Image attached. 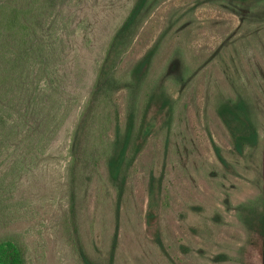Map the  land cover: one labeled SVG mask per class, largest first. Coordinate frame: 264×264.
Here are the masks:
<instances>
[{
	"label": "rangeland",
	"instance_id": "rangeland-1",
	"mask_svg": "<svg viewBox=\"0 0 264 264\" xmlns=\"http://www.w3.org/2000/svg\"><path fill=\"white\" fill-rule=\"evenodd\" d=\"M8 1L30 50L0 57V240L27 264H84L79 245L96 264H264L247 224L264 214V0H146L101 76L138 0ZM240 101L259 134L241 151L219 114ZM129 128L119 199L108 161Z\"/></svg>",
	"mask_w": 264,
	"mask_h": 264
},
{
	"label": "trees",
	"instance_id": "trees-1",
	"mask_svg": "<svg viewBox=\"0 0 264 264\" xmlns=\"http://www.w3.org/2000/svg\"><path fill=\"white\" fill-rule=\"evenodd\" d=\"M145 3L146 0H138V2L130 11L129 15L125 18L121 27L112 38L111 44L109 46L110 48L108 49L105 62L101 67L99 76L104 73L105 66L107 65L108 60L111 58V52L117 47L119 39L135 22ZM29 35L30 27L25 20L24 9H21L18 6L10 3V1L8 0H0V41L4 44L5 42H7V46L5 45V49L0 50V57H7L8 62L11 63V65L13 61L16 64H19V62L24 59V56H28L30 50ZM146 60L147 57L138 64V70L143 68ZM15 70V68L11 67V69L6 72L12 78V83L17 82L22 77L21 73L15 75ZM0 74L4 75V73L2 72ZM4 77V80H6V78H9L7 76ZM12 88L13 87H11L10 93H8V91H6L5 93L2 89H0V121H2L3 123H6L5 110H9L12 107ZM219 114L223 119L225 125L229 129L234 139L235 146L238 150H243L247 145L251 147L256 146L259 134L254 124L252 123L251 118L245 111L243 102L240 101L236 104H224L220 107ZM130 130L131 128H129L126 134L121 149L115 152L108 161L110 175L113 181L116 182L119 186V199H121L122 197L127 180V175L124 171L123 165L125 162L126 151L131 137ZM137 146L139 147L140 144L137 143ZM216 152L219 159L225 165H228L219 148H216ZM150 205L151 207L148 212V219H153L155 218V214L152 209V203ZM250 221L251 220L247 221L249 228L252 230V232H254V234L261 236L262 242L264 244V214L262 212H255L254 221ZM117 239L118 227L116 228L114 236V245ZM77 251L84 264H96L88 256L83 246L79 245ZM0 264H27L25 253L19 243L13 241L11 238L0 240Z\"/></svg>",
	"mask_w": 264,
	"mask_h": 264
}]
</instances>
